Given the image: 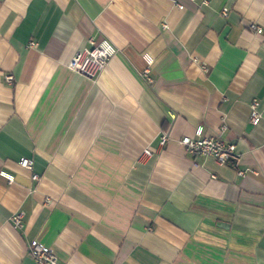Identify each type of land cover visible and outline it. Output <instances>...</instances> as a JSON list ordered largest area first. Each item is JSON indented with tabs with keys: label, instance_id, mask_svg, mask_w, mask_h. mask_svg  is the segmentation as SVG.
Wrapping results in <instances>:
<instances>
[{
	"label": "crops",
	"instance_id": "1",
	"mask_svg": "<svg viewBox=\"0 0 264 264\" xmlns=\"http://www.w3.org/2000/svg\"><path fill=\"white\" fill-rule=\"evenodd\" d=\"M91 38L118 49L96 78L68 67ZM198 126L238 169L179 147ZM33 241L61 264H264V0H0V264H39Z\"/></svg>",
	"mask_w": 264,
	"mask_h": 264
},
{
	"label": "built area",
	"instance_id": "2",
	"mask_svg": "<svg viewBox=\"0 0 264 264\" xmlns=\"http://www.w3.org/2000/svg\"><path fill=\"white\" fill-rule=\"evenodd\" d=\"M182 7V6H181ZM227 14V10H225ZM249 30L262 33V28L256 23H250ZM35 41H31V46H36ZM90 47H86L79 51L69 62L68 67L75 72L82 73L89 78H96L100 72H102L113 56L118 52L117 47L108 39L101 40L90 39ZM144 58L147 62V67L142 70L141 77L145 79L147 83H153V77L151 76L150 67L153 64V58L149 54H144ZM203 69H207L203 66ZM6 81L12 83L14 76L8 74ZM262 119V113L259 111V101L254 99L251 102V115L250 122L253 125H257ZM227 125H223V130ZM170 140L168 133L161 135V146H165ZM179 147L187 153L195 156L213 157L220 165H229L236 169L239 168L241 161V154L237 150V144L235 142L227 141L218 136H206L204 135V127L198 126L194 136L185 135L178 140ZM145 156H151L153 153L147 149L144 152ZM21 166L32 170L34 168V161L30 158H23L20 161ZM240 174H244V171L239 170ZM1 174L6 176L10 181L14 180V176L6 171H2ZM35 179L39 178V175L34 173ZM22 213H17L12 217V222L16 227L22 226ZM30 253L36 262L39 264H61L58 256L48 246L33 241L30 245Z\"/></svg>",
	"mask_w": 264,
	"mask_h": 264
}]
</instances>
